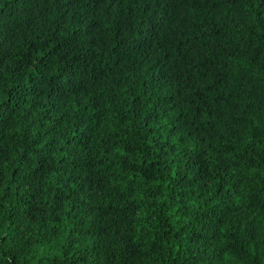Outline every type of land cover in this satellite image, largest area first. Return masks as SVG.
<instances>
[{
	"label": "trees",
	"instance_id": "trees-1",
	"mask_svg": "<svg viewBox=\"0 0 264 264\" xmlns=\"http://www.w3.org/2000/svg\"><path fill=\"white\" fill-rule=\"evenodd\" d=\"M0 264H264V0H0Z\"/></svg>",
	"mask_w": 264,
	"mask_h": 264
}]
</instances>
